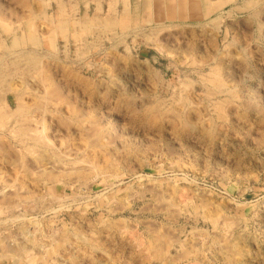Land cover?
<instances>
[{
  "label": "rangeland",
  "instance_id": "1",
  "mask_svg": "<svg viewBox=\"0 0 264 264\" xmlns=\"http://www.w3.org/2000/svg\"><path fill=\"white\" fill-rule=\"evenodd\" d=\"M8 1L1 7L21 5ZM32 1L37 27L45 30L48 15L58 24L75 9L78 18L100 20L125 12V0H60L67 3L65 18L59 0ZM129 1L130 25L123 21L68 43L58 36L53 45L40 32L42 46H29L48 71L25 66L31 72L18 73L12 91L33 105L32 98L41 100L43 78L59 89L57 102L47 99L32 112L38 129L47 111L57 145L39 146L46 162L27 158L30 174L0 153V198L21 195L0 202V264H264V0H177L174 18L159 13L162 0ZM213 70L225 84L222 92L210 80ZM15 96L9 95L13 108ZM59 96L100 125L94 147L79 134L64 138L70 113ZM8 132L13 156L20 147L27 155ZM95 166H101L97 177ZM43 168L68 175L47 179L39 175ZM160 245L168 257L153 254Z\"/></svg>",
  "mask_w": 264,
  "mask_h": 264
},
{
  "label": "bare ground",
  "instance_id": "2",
  "mask_svg": "<svg viewBox=\"0 0 264 264\" xmlns=\"http://www.w3.org/2000/svg\"><path fill=\"white\" fill-rule=\"evenodd\" d=\"M2 1L3 0H0V153L2 154H0L2 157V160L3 159H5V161L7 160V161H10V162H14L15 164L16 163H19L21 166H22V168L25 170V174L27 173H31V172H29L28 170V168L29 167H31L30 166V164H29V162H31V160H32V158H30V160L29 159H27L28 157H30V156H32L33 157V159H35V160H32V161H35V162H37V163H43V161H45V159H48V158H46V156H45V154L43 153L42 154V151H43V149H42V151H41V149H40V145H44V143H46L47 145H50L53 149H56V146L55 145H57V144H55L54 143V141L52 140V138H51V136H49V134H48V131H49V123L47 124V111H45L46 113H44V115L46 116H44V117H42L41 118V120L38 118V122H39V120L41 121V123L40 124H42V127L40 126V127H38V129L32 124V121H34V119H36V118H34L33 119V109L34 108H36V107H39L40 105H42V104H45V103H41L42 101L43 102H47V99L48 100H50L51 98L52 99H55L56 100V102H57V98H58V94L56 95V91L57 90H59V89H56L55 91L52 89V87H51V85L52 84H50L49 82H48V80H49V78H48V76L46 77V78H43L44 80H43V82H44V90L43 91H37L38 89V86H37V88H35V89H37L36 91L39 93V95L41 96V100H39V99H37V98H39V97H37L36 99H35V97L34 98H32V100L34 99L35 100V102H34V104L32 105V104H28L29 102H25V101H23L24 100V97L21 99V96L20 95H22L21 93H19V92H16V96H15V92L14 91H12L13 90V86H14V82H16L15 80V77L17 76V74L18 73H21V74H27V72H31V69L33 70V71H35L36 70V67H38V65L39 66H41L42 67V70H44V69H46V65L44 64V62H42L41 60H40V57L41 56H39V54L40 53H36L37 52V50H36V52L34 51V50H30V47L29 46H32L31 48H33V46L34 47H37L38 48V46L40 47V46H42L41 45V40H40V38H39V35H41L40 34V32L41 33H43L45 36H46V38L48 39V42H52V45L55 43L54 41H55V39L58 37V36H62L63 38H65L66 40H67V42L66 43H68V41H69V39L71 38V37H75L76 38V40L78 41L80 38H82V37H85V36H82L83 35V33H85V34H87V33H91V31H93V32H95V31H97L96 29H99L100 31H102V30H104V29H106V30H112L113 28H115V26L116 25H118V24H121V25H125V22L127 21L126 19V17H127V15L129 14L128 12L130 11V9H131V3H130V1L129 0H125L124 1V7H125V12L123 13V14H120V13H115L116 11L115 10H113V11H115L114 13L113 12H111V13H113V16H114V18H104V20H100V16L98 17L97 15L95 16V17H93V18H91V17H89L88 15H86V17H84V18H78V17H76L75 16V13L77 12V9H75L74 10V12H73V14H70V16L72 17H70V16H68L67 15V17H69L68 18V20L67 19H63V20H61L58 24H56V21L58 22V20H56V21H54L55 20V17H53V16H50V15H48V17H47V19L49 20V24H48V27H47V29L45 30V28L44 27H42V25L43 24H41V27L44 29H42L41 27H37V21L38 20H36V19H38V14H39V12H38V10H37V8H36V6H35V4H33V2L34 1H32V0H18L19 2V4H21V5H18L16 2L14 3V1L9 5V8H5L4 6V8L6 9H4V8H2L1 7V5H2ZM6 1H8V0H6ZM16 1V0H15ZM44 1H46V2H48L49 3V1H47V0H44ZM43 1V2H44ZM55 1V0H54ZM116 1V0H115ZM176 1L177 0H170L169 1V3L168 4H166L165 3V0L163 1L162 0V4H160V5H158L159 7H158V10H159V13H161V15L163 14L162 13V11L164 12L165 10H166V12H167V16L169 17V18H174L176 15H177V12L174 10L175 9V3H176ZM225 2L226 1H228V2H234V1H236V0H224ZM9 2V1H8ZM46 2H45V4H46ZM64 2H65V0H64ZM71 2V1H70ZM117 2V1H116ZM192 1L191 0H189V3H191ZM205 2V1H204ZM253 2H255L254 0H247L246 1V4H251V3H253ZM10 3V2H9ZM48 3H47V5H48ZM7 4V3H6ZM51 4V3H50ZM67 4V3H66ZM66 4L65 3H63V2H60V0H59V2H58V10H59V12H64V10H65V7H67L66 6ZM69 4V3H68ZM75 4V3H74ZM113 4H115V3H113ZM180 4H182V3H180ZM179 4V5H180ZM210 4V3H209ZM208 4V6L206 5V4H204V5H206L207 6V8L206 9H209V8H211L212 7V5L210 4L209 5ZM71 5V4H70ZM189 5H191V4H189ZM7 6V5H6ZM11 6V7H10ZM16 6H23L22 8H26V10H22L21 11V7H16ZM72 6H75V5H73V3H72ZM100 6V5H99ZM110 6H112V5H110ZM197 6V8L199 7V4H197L196 5ZM203 6V5H202ZM211 6V7H210ZM45 7H47V6H45ZM116 7V6H115ZM115 7H113V8H115ZM195 7V6H194ZM20 8V9H19ZM73 8V7H72ZM78 8V7H77ZM101 8V7H100ZM184 7H182V9H183ZM203 8H204V6H203ZM202 8V9H203ZM181 9V10H182ZM46 10V9H45ZM98 10V9H97ZM100 10V9H99ZM102 10V9H101ZM184 10V9H183ZM182 10V13L184 12ZM187 10V9H186ZM42 12V14H43V16L45 17V16H47L46 14L44 15V10H42L41 11ZM71 13H72V11H70ZM181 12V11H180ZM47 13H48V11H47ZM110 13V14H111ZM15 16H14V15ZM41 14V13H40ZM59 14V13H58ZM65 14H67V13H65ZM53 15V14H52ZM60 15V14H59ZM186 15V14H185ZM63 16H64V13H63ZM88 16V17H87ZM112 16V15H111ZM61 17V16H60ZM65 18H67L66 17V15L64 16ZM105 17V16H104ZM21 18V19H20ZM39 18H41V17H39ZM42 19V18H41ZM130 19V18H129ZM22 20H23V22L25 23V24H27V26L24 28V27H21V25L23 24L22 23ZM123 21H125V22H123ZM217 21V20H216ZM219 22L218 23H222V21L223 20H218ZM128 22V21H127ZM126 22V23H127ZM39 23V22H38ZM48 23V22H47ZM128 24H129V22H128ZM45 25V24H44ZM130 25V24H129ZM73 28V30H75V32L74 31H72V32H70L69 31V28ZM79 29V30H78ZM102 29V30H101ZM19 31H21V32H19ZM69 32H70V34H69ZM99 32V31H98ZM109 32V31H108ZM104 33V32H103ZM106 33H107V31H106ZM155 33V32H154ZM84 34V35H85ZM99 34V33H98ZM102 35H104V34H102ZM43 37V36H42ZM42 39V38H41ZM61 39V38H60ZM71 40V39H70ZM57 44V43H56ZM67 49V48H66ZM49 65V64H48ZM25 66H30V67H32L31 69H29V70H27L28 69V67H26L25 68ZM50 67V66H49ZM10 68V69H9ZM41 69V68H40ZM49 69V72H51L50 71V68H48ZM47 70V69H46ZM48 71V70H47ZM46 71V72H47ZM213 74H214V76H213V78L212 79H210L212 82H213V84L215 83V85L216 86H218L217 88H221V87H224L225 86V84H223V82L221 81V77H219V75H218V70H213V72H212ZM79 75V74H78ZM22 76V75H21ZM51 76H52V74H51ZM23 78V77H22ZM38 79V78H37ZM41 80V79H40ZM50 80H51V78H50ZM209 80V81H210ZM223 80V79H222ZM19 81H21V80H19ZM22 82V81H21ZM41 82V81H40ZM222 82V83H221ZM34 83V82H33ZM52 83V82H51ZM26 84V83H25ZM54 85V84H53ZM215 85H214V87H215ZM26 87H29V86H26ZM34 87V86H33ZM16 88H18V87H16ZM19 88H21V87H19ZM22 88H24L25 89V85L24 86H22ZM57 88V87H56ZM73 88V87H72ZM216 88V89H217ZM24 89H22V91L24 92ZM188 89V88H187ZM211 89V88H210ZM216 89H212V92L211 93H214L215 92V90ZM28 90H30L29 88H28ZM32 90V89H31ZM42 90V89H41ZM222 90V88L220 89V91ZM34 91V90H33ZM214 91V92H213ZM35 92V91H34ZM60 91H58V93H59ZM217 92H218V90H217ZM222 92V91H221ZM221 92H219V93H221ZM228 92V91H227ZM25 93V92H24ZM61 93V92H60ZM59 93V94H60ZM218 93V94H219ZM232 93H233V91H232ZM10 94H14V103H15V105H16V107L15 108H13L12 107V104H11V102L9 101V95ZM31 94H33V93H31ZM62 94V93H61ZM215 94V93H214ZM63 95V94H62ZM61 96V95H60ZM60 96H59V98H60ZM62 97V96H61ZM64 97L65 96H63V98H60V100L61 99H64ZM69 97V96H68ZM20 98V99H19ZM69 99H73V98H69ZM26 100V99H25ZM66 100H68V99H66ZM65 99H64V101H66ZM161 100V99H160ZM30 101V100H29ZM72 101H74V100H71V101H66V103H67V107L68 108H66V109H69V113H70V116H69V118H67L66 119V121H64L65 123H63V124H65V126H66V137H64L65 139H67V141H69L71 138H73V136H75V135H77V134H79L80 136H81V139L82 140H84L85 141V144H92L93 145V147L95 146V140L99 137V135H101L100 133H102L101 132V128H100V125L96 122V121H94V120H90V119H88V118H85V116H86V114H85V112H84V114H80L79 115V113H78V107L77 106H79V105H77V103H75V102H72ZM52 102V101H51ZM53 102H55L54 100H53ZM56 102L54 103V104H56ZM48 103V102H47ZM165 104V103H164ZM225 104H226V101H225ZM57 105H58V103H57ZM66 106V105H65ZM155 107V106H154ZM154 107H151L149 110H151L152 111V113L153 114H155L156 112H155V109H154ZM52 108V107H51ZM159 109V108H158ZM222 109H223V107H222ZM49 110V109H48ZM61 110H62V108H61ZM50 111V110H49ZM84 111V110H83ZM171 111V110H170ZM225 111V110H224ZM35 112V111H34ZM63 112H65V111H63ZM150 112V111H149ZM163 112V111H162ZM175 112V111H174ZM180 112V111H179ZM49 113H51V111L49 112ZM73 113H75V114H77L78 113V115L77 116H72V114ZM82 113V112H81ZM170 113V112H169ZM66 114H67V112H66ZM74 114V115H75ZM178 114V113H177ZM163 115V114H162ZM31 116V117H30ZM222 116V115H221ZM177 117H179V115H177ZM49 118V117H48ZM179 119V118H178ZM186 119V118H185ZM56 120V119H55ZM50 121V120H49ZM187 121V120H186ZM57 122V121H56ZM74 122V123H73ZM56 124V129H55V131H61L60 130V126L59 125H57V123H55ZM187 124V123H186ZM35 125H36V123H35ZM73 125H75V127L77 128L76 129V131H74L73 130ZM184 125V124H183ZM73 126V127H72ZM39 128H40V130H39ZM8 131H11V134H12V136H13V138L17 141V144L18 143H20L21 144V146H22V149L24 148V150L27 152V155L25 154V152H23V150L21 151V147L18 149V153H20V155H19V157H17V155L18 154H14V155H16L15 157H17V158H15L14 156H13V154L11 153V147H9L8 146V144H9V140H8V142H6L5 141V136L4 135H7L9 132ZM63 131V130H62ZM103 131V130H102ZM6 138H8V137H6ZM75 138V137H74ZM62 141V140H61ZM31 142H33V144L31 143ZM65 142H66V140H65ZM15 143V142H14ZM12 146H13V144H12ZM96 146H98V145H96ZM15 147H18V146H15ZM12 149H13V151H15L16 152V150H15V148H13L12 147ZM59 149V148H58ZM94 149V148H93ZM96 149V148H95ZM12 151V152H13ZM41 151V152H40ZM50 151V150H49ZM59 151H60V149H59ZM52 152V151H51ZM54 153H55V151H54ZM57 153V154H56ZM55 154H54V156L56 157V158H58V159H60V160H62V159H64V157H67V156H64L63 154L61 155L60 153H58V152H56ZM5 155V158H3V156ZM47 155V154H46ZM67 155H69L68 153H67ZM93 155V154H92ZM71 156V155H70ZM70 156H68V157H70ZM94 157V156H93ZM0 158V159H1ZM50 158V157H49ZM86 160H88L86 157H84ZM89 158V157H88ZM95 158V157H94ZM84 159V160H85ZM103 159V158H102ZM49 160V159H48ZM68 160V159H67ZM85 160V161H86ZM90 160V159H89ZM93 160V159H92ZM94 160H96V159H94ZM81 161H83V159H80V160H76L75 162H73V163H78V162H81ZM0 162H1V160H0ZM46 162V161H45ZM51 162H53L52 160H51ZM68 161H66V163H67ZM90 162V161H89ZM95 162V161H94ZM93 162V163H94ZM101 162V161H100ZM6 163V162H5ZM8 163V162H7ZM33 163V162H32ZM37 163H34V164H37ZM69 163V162H68ZM83 163V162H82ZM91 163H92V161H91ZM1 164H3L4 165V162L3 163H1ZM29 165V167L28 168H26L28 165ZM52 165H53V163H51ZM18 165V164H17ZM38 165V164H37ZM46 165V164H45ZM49 165V164H48ZM56 165V164H55ZM58 165V164H57ZM94 165V164H93ZM16 166V165H15ZM39 166V165H38ZM37 166V167H38ZM99 166V165H98ZM98 166H95V169H93L92 171H94L95 170V173H96V171H98L100 168H101V166H100V168L98 169L97 167ZM33 168L35 167V165H33L32 166ZM45 167V166H44ZM67 167V166H66ZM66 167H65V171H66ZM82 167V166H81ZM41 168V167H40ZM53 167H51V169H52ZM58 168V167H57ZM60 168V167H59ZM74 168V167H73ZM92 168H94V167H92ZM10 169V168H9ZM31 169V168H30ZM35 169V168H34ZM38 169H39V167H38ZM47 169H49L50 170V168H43V169H41L42 170V174L41 173H39V175H43L44 176V178H47V179H59L60 178V176H62V175H65V174H67L66 172H69L70 171V173H72L73 172V169H71L72 170V172H71V170H69V171H62L63 172V174H59V175H55V174H52V172L53 171H48ZM63 169V168H62ZM67 169H68V167H67ZM78 169V168H77ZM81 169H83V168H81ZM81 169H78V170H75L76 171V173H77V175L79 176V177H86V173L84 172V171H82ZM40 170V169H39ZM53 170H54V168H53ZM60 170V169H59ZM34 172H35V170H33ZM74 171V172H75ZM33 172V173H34ZM58 172V171H57ZM60 172H61V170H60ZM100 172H101V170H100ZM13 173V172H12ZM32 173V174H33ZM59 173V172H58ZM65 173V174H64ZM69 173V174H70ZM98 173V172H97ZM97 173L95 174V176L97 175ZM31 174V175H32ZM36 174V173H35ZM35 174H34V176H35ZM68 175V174H67ZM92 175V174H91ZM27 176V175H26ZM25 176V177H26ZM33 176V175H32ZM31 176V177H32ZM88 176V175H87ZM98 176V175H97ZM96 176V177H97ZM23 177H24V175H23ZM29 177V176H28ZM41 177V176H40ZM64 177V176H63ZM96 177H95V179H96ZM34 178V177H33ZM0 179L1 180H3L1 177H0ZM6 179V178H5ZM11 182V181H10ZM14 182V181H13ZM12 183V182H11ZM9 186V185H8ZM7 186V187H8ZM6 187V186H5ZM24 187V186H23ZM17 188V187H16ZM4 189V188H3ZM2 189V190H3ZM7 189V188H6ZM10 189V188H9ZM8 189V190H9ZM14 189V188H13ZM2 190H0V191H2ZM18 190V189H17ZM10 191H11V189H10ZM14 192V191H13ZM12 192V193H13ZM2 193V192H1ZM5 193H6V191H5ZM9 194V196H8V194H7V196H3V193H2V197L0 198V202H7V203H9V202H11L10 200H12L13 198H14V196H15V199H19L18 197H20L21 195L20 194H18L17 195V198H16V193H14V194ZM31 193V192H30ZM30 193L28 194V196L30 197ZM6 195V194H5ZM10 195H12L13 196V198H11L10 197ZM35 195V194H34ZM23 196V195H22ZM33 196V195H32ZM22 199V198H21ZM20 200V199H19ZM18 201V200H17ZM23 202V201H22ZM25 202V201H24ZM32 202V201H31ZM65 203V202H64ZM63 203V204H64ZM42 204V203H41ZM2 206L4 205V204H1ZM62 205V204H61ZM48 206V205H47ZM63 206V205H62ZM4 207V206H3ZM6 207V206H5ZM8 207V206H7ZM10 207H12V206H10ZM64 207V206H63ZM4 209V208H3ZM14 209V208H13ZM5 211V210H4ZM19 218V217H18ZM17 218V219H18ZM6 221V220H5ZM8 221V220H7ZM150 223V222H149ZM36 224V223H35ZM153 226V225H152ZM151 229V228H150ZM84 230V229H83ZM121 230V229H120ZM93 231V230H92ZM77 232V231H76ZM94 232V231H93ZM70 234V233H69ZM55 235V234H54ZM96 235V234H95ZM65 237V239H68L69 238V236L70 235H64ZM78 236V235H77ZM97 236V235H96ZM155 236H157V235H155ZM76 237V236H75ZM94 237V236H93ZM161 237V236H160ZM61 238H63V237H61ZM84 239H85V237H83ZM65 239H64V241H65ZM75 239V238H74ZM87 239V238H86ZM158 239V238H157ZM156 239V240H157ZM163 239V238H162ZM61 240V239H60ZM70 240V239H69ZM172 240V239H171ZM75 241V240H74ZM81 241V240H80ZM150 241V240H149ZM61 242H62V240H61ZM66 242V241H65ZM65 242H64V244H65ZM155 242H157V241H155ZM160 242H161V240H160ZM183 242V241H182ZM71 243V242H70ZM150 243V242H149ZM165 243V242H164ZM163 243V244H164ZM60 245H61V243H59ZM63 244V245H64ZM168 244H169V242H168ZM170 244H172V243H170ZM181 244V243H180ZM183 244V243H182ZM56 245V244H55ZM151 245V244H150ZM167 245V244H166ZM233 245V244H232ZM231 245V246H232ZM58 246L59 245H57V246H54L53 247V252L54 251H57L56 249L58 248ZM168 246H170V245H168ZM167 246V247H168ZM152 247H154V246H152ZM184 247V246H183ZM238 247V246H237ZM3 248V247H2ZM25 248V247H24ZM61 248V247H60ZM166 247H164V245H160L159 247H157V248H154V250H153V254L156 256V257H163L164 258V256L165 255H167V257H168V251H169V249H167V251H166V249H165ZM15 249V248H14ZM150 250L152 249L151 247L149 248ZM148 249V250H149ZM226 249V248H225ZM228 250V249H227ZM2 251V250H1ZM11 251V250H10ZM14 250H12L11 251V253H13V255H16V254H14V252H13ZM19 251V250H18ZM228 251H230V250H228ZM227 251V252H228ZM22 252V251H21ZM64 252V251H63ZM88 252V251H87ZM234 252H236V251H234ZM239 252V251H238ZM167 253V254H166ZM17 254H18V252H17ZM20 254V253H19ZM18 254V255H19ZM29 254V253H28ZM152 254V255H153ZM185 254V253H184ZM187 254V253H186ZM192 254V253H191ZM240 254V253H239ZM66 255V254H65ZM190 255V254H189ZM228 255H229V253H228ZM5 256V255H4ZM10 256V255H9ZM32 256V255H31ZM185 256V255H184ZM187 256V255H186ZM185 256V257H186ZM231 256H233V255H231ZM166 258V257H165ZM228 258H230V257H228ZM231 259H233L232 257H231ZM231 259H229V260H231ZM41 263V262H40Z\"/></svg>",
  "mask_w": 264,
  "mask_h": 264
}]
</instances>
